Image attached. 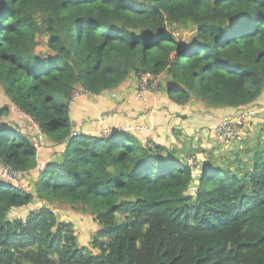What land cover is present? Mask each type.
I'll list each match as a JSON object with an SVG mask.
<instances>
[{
    "label": "trees",
    "instance_id": "16d2710c",
    "mask_svg": "<svg viewBox=\"0 0 264 264\" xmlns=\"http://www.w3.org/2000/svg\"><path fill=\"white\" fill-rule=\"evenodd\" d=\"M38 14L47 55L36 51ZM187 24L189 43L175 35ZM133 73L167 76L179 105L264 108V0H0V100L64 148L39 170L34 193L0 182V264H264V146L234 171L238 160L192 168L128 132L71 136L76 87L101 95ZM9 114L3 104L0 119ZM33 141L0 123V166L36 170ZM35 198L89 211L91 248L48 206L8 217Z\"/></svg>",
    "mask_w": 264,
    "mask_h": 264
},
{
    "label": "crops",
    "instance_id": "0c3cea01",
    "mask_svg": "<svg viewBox=\"0 0 264 264\" xmlns=\"http://www.w3.org/2000/svg\"><path fill=\"white\" fill-rule=\"evenodd\" d=\"M165 77L167 78V76L159 77V82L161 84L163 82V85L158 93L145 94L141 99L137 98L139 74L134 73L129 75L118 88L101 95H93L76 87L81 92L79 98L70 103L72 129L92 136H104L103 131L107 128L110 131L124 130L136 137L143 145L147 146L148 142L154 147L160 145L169 151H174L182 159L191 158L193 155L196 161L198 156L201 163L214 162L217 165L230 163V160L237 155L234 150L239 142L234 145L224 143L216 137L214 131L217 125L228 116L234 115L239 108L212 107L197 100L183 105L176 104L170 100L166 92ZM6 100L4 98L0 100V107L6 104L10 114L2 117L0 123L17 126L20 133L31 138L32 141L39 136V141L45 145L37 151L38 168L27 173L30 192L34 193V182L39 176V170L43 169L46 163L54 160L56 153L61 157L60 152L64 148L46 142L37 124ZM256 102L264 104L263 94ZM247 127L239 131L238 140L249 136V130L254 133L256 129L259 132L260 127L264 129V120L254 118L249 121Z\"/></svg>",
    "mask_w": 264,
    "mask_h": 264
},
{
    "label": "rangeland",
    "instance_id": "374dc122",
    "mask_svg": "<svg viewBox=\"0 0 264 264\" xmlns=\"http://www.w3.org/2000/svg\"><path fill=\"white\" fill-rule=\"evenodd\" d=\"M35 21L37 22V26L40 27V32L37 33L38 46H37L36 51L38 52V54L47 55L50 52V49L48 48L49 37H48V32L46 31L45 20L42 16L38 14L35 16ZM175 35L179 41L189 43L196 36V28L192 24L182 25L178 29L175 30ZM158 80H159V77H158ZM262 115L263 114H258L254 118L262 119L263 118ZM238 131H240V129ZM258 131L259 132H257V129H256L255 132L253 133L252 130H249L248 131L249 136H245V138L243 139L241 138V140L238 141L239 144L236 145V149L234 150V152L237 153V155L230 160V163H235L236 160H238V162L240 161V163L239 164L238 163L229 164L231 166L232 165L234 166L232 168L234 169V171H239L243 169L242 167L243 165H245L246 167L247 166L249 167L250 159L252 155L251 150L253 149L255 150V148H260L264 146V130L260 127ZM214 134L220 141H222L220 137L218 136V134L216 133V128H215ZM200 139L201 137L199 138V140ZM211 141L213 142V140ZM225 143H229V142H225ZM231 145H234V144H231ZM247 151L249 152L246 154ZM58 154L59 153H56L54 160L60 158ZM192 157L194 158L193 155ZM198 159L197 161L196 160L195 161L199 165ZM27 175L25 177V181L27 183L26 185L27 188H29L30 184L28 183ZM43 206L50 207L53 211L57 213V215H59L61 220L69 222V223H74L76 227L79 245L83 247L91 248V242H92L93 237L96 235L98 231V227L94 221V217L91 214H89V211H87L80 204H73V203L63 202V201H55V203H49L47 201L35 198V201L29 207L20 208V209H12L9 212L8 217L10 219H16V218L25 219L27 215L30 213V211L37 210L38 208L43 207Z\"/></svg>",
    "mask_w": 264,
    "mask_h": 264
},
{
    "label": "built area",
    "instance_id": "2783aa9c",
    "mask_svg": "<svg viewBox=\"0 0 264 264\" xmlns=\"http://www.w3.org/2000/svg\"><path fill=\"white\" fill-rule=\"evenodd\" d=\"M160 82L158 77L151 75L149 73L139 74V89L137 93V98L141 99L145 94H154L159 91ZM79 90L75 89L71 95V102L77 100L80 96ZM264 108L258 109L254 108L247 113H243V110H238L233 117L225 118L219 125L216 127V133L223 142H232L235 139V136L238 130L245 126L249 121L254 119L258 114H263ZM126 130V129H125ZM114 130L110 131L108 128L103 131L104 136L111 135ZM123 132H126L122 130ZM82 133L77 130L71 131V136H80ZM34 145L37 151L41 150L44 147V143L41 141H35ZM147 147L153 149L154 145L152 143H147ZM190 167H195L196 161L193 157L184 159ZM27 173L15 171L3 166H0V182L5 184H11L17 191L20 192H30L27 188V183L25 181Z\"/></svg>",
    "mask_w": 264,
    "mask_h": 264
},
{
    "label": "water",
    "instance_id": "95a60500",
    "mask_svg": "<svg viewBox=\"0 0 264 264\" xmlns=\"http://www.w3.org/2000/svg\"><path fill=\"white\" fill-rule=\"evenodd\" d=\"M114 132H115V130L113 131V133H114ZM113 133H112V134H113Z\"/></svg>",
    "mask_w": 264,
    "mask_h": 264
}]
</instances>
